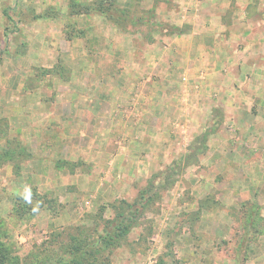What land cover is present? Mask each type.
I'll return each mask as SVG.
<instances>
[{
    "label": "rangeland",
    "instance_id": "1",
    "mask_svg": "<svg viewBox=\"0 0 264 264\" xmlns=\"http://www.w3.org/2000/svg\"><path fill=\"white\" fill-rule=\"evenodd\" d=\"M149 1L0 0V264H61L71 237L101 249L95 264H264L263 73H245L249 89L227 90L242 105L219 107L200 132L161 107L144 115L125 142L139 168L123 166V138L101 144L98 113L130 83L128 65L173 32L161 16L171 0ZM158 146L168 162L145 168ZM122 215L132 228L105 245Z\"/></svg>",
    "mask_w": 264,
    "mask_h": 264
},
{
    "label": "crops",
    "instance_id": "2",
    "mask_svg": "<svg viewBox=\"0 0 264 264\" xmlns=\"http://www.w3.org/2000/svg\"><path fill=\"white\" fill-rule=\"evenodd\" d=\"M148 4V9L154 8L151 0ZM168 4L171 9L163 7L161 16L168 19L173 32L162 38L167 42L165 48L161 51L147 50L141 68L130 63V83L116 84L113 97L105 101V109L98 113V120L108 128L97 129L101 144L106 142L105 137L115 141L123 138L124 145H117V152L123 155V166L130 164L135 169L141 162L132 154L134 148L126 147L125 142L135 143L134 136L143 127L144 115L161 107L181 118L187 130L200 132L207 121H212L213 115L216 118L219 107L226 113L229 109L233 111L237 103L242 105V96L233 100L231 93L241 87L249 89V84L242 83L241 87L238 84L245 73L252 70L253 74H264V61L248 62L249 58L259 56L264 47V32L260 29L261 24L264 26V13L259 11L264 9V0H171ZM240 42L243 51L234 49ZM261 52L264 57V51ZM231 57L236 58V63ZM140 70L141 77L137 80L134 74ZM158 72L165 73L163 84H147L155 80ZM176 72L182 74L183 84H172ZM228 89H233L231 95ZM228 117L223 115V119ZM237 129L239 133L235 135L240 138L246 129L242 126ZM155 134L152 129L141 132L142 136L151 138ZM231 150L235 151L233 147ZM97 152L100 154L102 148ZM169 152L168 148L158 146L156 151L152 150L150 156H146L145 168L149 165L155 169L164 166ZM127 153L133 162L127 161Z\"/></svg>",
    "mask_w": 264,
    "mask_h": 264
},
{
    "label": "trees",
    "instance_id": "3",
    "mask_svg": "<svg viewBox=\"0 0 264 264\" xmlns=\"http://www.w3.org/2000/svg\"><path fill=\"white\" fill-rule=\"evenodd\" d=\"M91 8L84 7V12L88 13ZM100 10V7L97 8ZM133 216H121L119 219L113 220L111 222V230L107 232L106 238L101 237V242L107 244H112L123 237L130 231L133 226ZM70 240L72 244L66 248L65 254L68 258H63L61 264H95L99 259V254L102 252L97 246L95 248H89L86 245L81 244V240H77L71 237ZM62 260V259H61ZM100 264H104L100 262Z\"/></svg>",
    "mask_w": 264,
    "mask_h": 264
}]
</instances>
